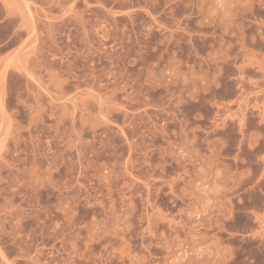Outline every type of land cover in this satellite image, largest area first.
Here are the masks:
<instances>
[{"label":"rangeland","instance_id":"374dc122","mask_svg":"<svg viewBox=\"0 0 264 264\" xmlns=\"http://www.w3.org/2000/svg\"><path fill=\"white\" fill-rule=\"evenodd\" d=\"M0 264H264V0H0Z\"/></svg>","mask_w":264,"mask_h":264}]
</instances>
